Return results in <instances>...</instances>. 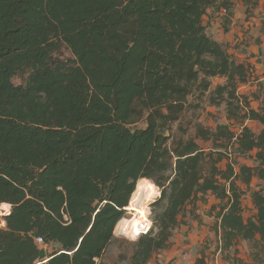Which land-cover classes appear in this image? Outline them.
Returning <instances> with one entry per match:
<instances>
[{"label": "trees", "instance_id": "16d2710c", "mask_svg": "<svg viewBox=\"0 0 264 264\" xmlns=\"http://www.w3.org/2000/svg\"><path fill=\"white\" fill-rule=\"evenodd\" d=\"M232 4L0 0V204L10 205L0 264H102L140 180L159 189L155 206L163 208L131 242L128 264L168 249L209 196L217 200L208 209L216 250L264 245V82L239 93L251 66L232 64L203 25L207 10ZM62 46L72 58L55 56ZM215 77L225 80L212 86ZM204 97L223 105L228 127L176 135L172 124ZM247 121L260 123L259 132ZM232 152H254L253 165L235 163ZM253 178L261 185L250 192L254 213L245 219L242 185ZM206 261L201 254L195 264Z\"/></svg>", "mask_w": 264, "mask_h": 264}, {"label": "rangeland", "instance_id": "374dc122", "mask_svg": "<svg viewBox=\"0 0 264 264\" xmlns=\"http://www.w3.org/2000/svg\"><path fill=\"white\" fill-rule=\"evenodd\" d=\"M212 13L214 11L210 10ZM211 20L213 22L212 25H209L208 33L213 38H218L219 30L217 27V17L215 14H211ZM221 24V23H220ZM212 29H211V28ZM220 29V28H219ZM219 41V40H218ZM220 41H222L220 39ZM224 45V41L221 42ZM55 56L61 59H69L72 58V54L65 46H62L60 49V52L57 53ZM27 77V74L17 75L15 76L12 81L14 84H22ZM212 86H215L216 84L220 83V80H217L216 78L211 79ZM257 102V101H256ZM258 103V102H257ZM197 125H201L205 128H208L210 130H218L222 127H228L227 126V120L225 119L224 114V108L223 105L221 106H211L207 104L206 98L204 97L201 102V107L195 110H187L182 114L178 122H175L172 124V131L176 133V135L183 137H194L195 134V128ZM138 126H143L142 123H139ZM201 147L203 149H208L211 147L210 141H203L198 139ZM253 153L247 154L245 156H240L238 153L232 152L231 153V160H235V163L239 164H250L254 163L253 159H251ZM225 161L221 163L223 166ZM147 182V181H146ZM149 183V182H148ZM151 184V183H149ZM153 185V184H151ZM155 186V185H154ZM256 186V180L253 179L249 185V187H244L246 190L245 196V210H244V218H249L253 212V207L248 201L247 197L250 195L249 192L253 189L252 187ZM257 187V186H256ZM158 189V188H157ZM159 190V189H158ZM158 195L156 198H154L147 207L146 217L148 218L149 222L151 223L150 227L152 226V218L154 213L160 212L163 208L162 203H159L155 206V201L158 199ZM247 199V200H246ZM154 205V206H153ZM210 204H204L203 205V212L208 213ZM10 209V205L8 207V210ZM125 219L134 220V218H137L138 215L135 211L129 209V203L128 206L125 208ZM189 209V208H188ZM6 209L0 208V227H3L4 221L2 217L6 215ZM121 218V219H122ZM150 227L147 229V231L150 229ZM146 231V232H147ZM115 240L110 243V245L107 247L105 254L102 258V264H128L129 260H127L130 255L132 254V246L131 242L136 241V239L144 234L145 232H142L140 235H132L131 233H119L114 230ZM180 231L176 230L174 231V241L178 240L180 241L179 235ZM173 244H175L173 242ZM238 247L236 248V251H234V248L228 249V251L220 253L217 248V240L216 237L213 235L212 238L207 237L203 241L202 244H200L199 248H195L194 254L199 255V253H203L206 256V264H264V245H262L260 242L255 241H239ZM175 246V245H174ZM43 250L47 253L51 251V246L42 247ZM185 251L180 252V247H169L168 249L161 250L157 253H155L149 260L147 264H173L177 259L183 258L185 256ZM123 256V257H122Z\"/></svg>", "mask_w": 264, "mask_h": 264}, {"label": "crops", "instance_id": "0c3cea01", "mask_svg": "<svg viewBox=\"0 0 264 264\" xmlns=\"http://www.w3.org/2000/svg\"><path fill=\"white\" fill-rule=\"evenodd\" d=\"M232 2V7L228 12L218 11L212 13L207 10L203 17V25L208 32L209 25L213 24L210 12L218 16L216 21L219 34L218 38L214 39L219 40V42L224 41V47L231 56L232 64L247 63L251 66L250 82L239 84L237 88L239 93L250 94L264 82V0H232ZM246 10L249 12H246ZM215 78L220 80V83L225 80L220 77ZM250 104L253 108L258 107L255 100H252ZM246 125L254 132H259L262 127L257 121H247ZM197 143L200 145L199 141ZM209 148L206 150H209ZM251 153L254 154V152ZM245 165L251 166L253 163ZM253 179L256 180V186L259 187L261 181L257 178ZM256 186H253L252 190L256 189ZM245 196H247L246 190L243 203H245ZM247 199L252 205L250 195ZM216 202L217 200L213 196H209V204ZM211 221L212 217L209 216V213L203 212V204H199L196 218L190 220L189 225L176 229L181 232L178 238L180 241H174L173 234L170 248L179 246L180 252L185 251V256L179 260L177 259L173 264H195L196 259L203 254H194L195 248H199L207 237L212 238L213 235L215 236V233L210 229Z\"/></svg>", "mask_w": 264, "mask_h": 264}, {"label": "bare ground", "instance_id": "6f19581e", "mask_svg": "<svg viewBox=\"0 0 264 264\" xmlns=\"http://www.w3.org/2000/svg\"><path fill=\"white\" fill-rule=\"evenodd\" d=\"M157 195L158 189L156 186L144 180L138 181L129 200V209L135 211L138 217L134 218V220L120 219L115 226V231L119 233H131L136 236L142 232H146L151 225L145 216L147 207ZM8 207L9 204L7 203L0 204V208L6 209V214L9 212Z\"/></svg>", "mask_w": 264, "mask_h": 264}, {"label": "built area", "instance_id": "2783aa9c", "mask_svg": "<svg viewBox=\"0 0 264 264\" xmlns=\"http://www.w3.org/2000/svg\"><path fill=\"white\" fill-rule=\"evenodd\" d=\"M36 243L41 244L43 240L40 237L35 238Z\"/></svg>", "mask_w": 264, "mask_h": 264}, {"label": "water", "instance_id": "95a60500", "mask_svg": "<svg viewBox=\"0 0 264 264\" xmlns=\"http://www.w3.org/2000/svg\"><path fill=\"white\" fill-rule=\"evenodd\" d=\"M10 210V209H9ZM115 234V233H114Z\"/></svg>", "mask_w": 264, "mask_h": 264}, {"label": "clouds", "instance_id": "9594fccd", "mask_svg": "<svg viewBox=\"0 0 264 264\" xmlns=\"http://www.w3.org/2000/svg\"><path fill=\"white\" fill-rule=\"evenodd\" d=\"M146 233V232H145Z\"/></svg>", "mask_w": 264, "mask_h": 264}]
</instances>
